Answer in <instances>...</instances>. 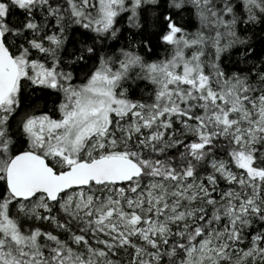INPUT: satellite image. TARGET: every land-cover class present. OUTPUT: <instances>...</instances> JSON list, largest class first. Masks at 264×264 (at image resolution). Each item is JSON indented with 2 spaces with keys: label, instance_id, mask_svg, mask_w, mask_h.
Returning a JSON list of instances; mask_svg holds the SVG:
<instances>
[{
  "label": "snow or ice",
  "instance_id": "6c2138e0",
  "mask_svg": "<svg viewBox=\"0 0 264 264\" xmlns=\"http://www.w3.org/2000/svg\"><path fill=\"white\" fill-rule=\"evenodd\" d=\"M0 264H264V0H0Z\"/></svg>",
  "mask_w": 264,
  "mask_h": 264
}]
</instances>
